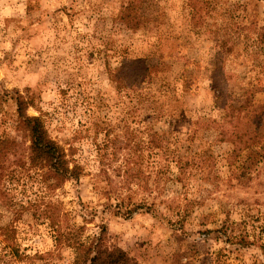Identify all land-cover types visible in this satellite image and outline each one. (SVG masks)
Returning a JSON list of instances; mask_svg holds the SVG:
<instances>
[{
    "label": "rangeland",
    "instance_id": "1",
    "mask_svg": "<svg viewBox=\"0 0 264 264\" xmlns=\"http://www.w3.org/2000/svg\"><path fill=\"white\" fill-rule=\"evenodd\" d=\"M18 93L78 180L30 167ZM0 151V264H79L40 196L141 264H264V0H0Z\"/></svg>",
    "mask_w": 264,
    "mask_h": 264
},
{
    "label": "trees",
    "instance_id": "2",
    "mask_svg": "<svg viewBox=\"0 0 264 264\" xmlns=\"http://www.w3.org/2000/svg\"><path fill=\"white\" fill-rule=\"evenodd\" d=\"M121 15H123V18L130 16L129 13L124 10H122ZM143 63L144 62H142L141 68L146 73L148 68ZM15 100L17 103V128L25 129L30 136V167L41 170V176L53 179L56 185H61L66 180H78L82 174V166L77 163H71L65 148L50 136L44 120L40 115H30L27 113L26 110L28 106L33 103L32 100L20 93L15 97ZM241 111L242 110H240V113ZM234 112L235 111H229L227 109L224 114L223 122L220 123L214 120L219 131V139H227L233 142L235 145L234 150L254 145V136L252 137V135L253 133L255 135L256 132L253 128L251 129L249 126L242 125L241 119V121L237 120V123L232 125L233 128L231 132L228 126H226V124L238 118V115L234 116ZM248 123L249 122H247V124ZM3 173L2 171L0 172V181L4 178ZM6 194L7 191L0 186V198L5 199ZM40 198L41 199L36 200L39 201V203L33 202L31 206L35 210V215L38 214L47 218L50 226L56 232L55 239L58 246L67 244L75 247L78 253L76 261L79 264H141L136 258L130 256L121 246L111 242V236L105 224L99 225V231L93 234V236L87 239L83 238L81 227L79 229L71 227L67 229L64 228L61 220L62 208L59 202L54 200L46 202L44 197L40 196ZM124 205L125 204L118 203L116 208L118 212H120L123 209L122 207H125L123 213L127 215L132 214L138 208L142 207L139 204L133 206ZM11 250L15 256H20L17 247L12 246Z\"/></svg>",
    "mask_w": 264,
    "mask_h": 264
}]
</instances>
